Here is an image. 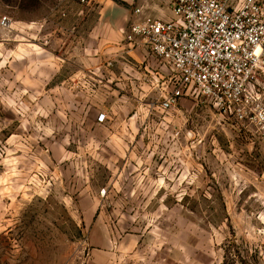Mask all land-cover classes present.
<instances>
[{
  "label": "rangeland",
  "instance_id": "rangeland-1",
  "mask_svg": "<svg viewBox=\"0 0 264 264\" xmlns=\"http://www.w3.org/2000/svg\"><path fill=\"white\" fill-rule=\"evenodd\" d=\"M135 8L0 0V264H264V132L67 63L73 15Z\"/></svg>",
  "mask_w": 264,
  "mask_h": 264
},
{
  "label": "built area",
  "instance_id": "built-area-1",
  "mask_svg": "<svg viewBox=\"0 0 264 264\" xmlns=\"http://www.w3.org/2000/svg\"><path fill=\"white\" fill-rule=\"evenodd\" d=\"M160 1L171 20L138 7L122 34L128 46L147 48L170 70L166 106L184 97L202 99L264 132V0ZM106 121L101 114L98 122Z\"/></svg>",
  "mask_w": 264,
  "mask_h": 264
},
{
  "label": "crops",
  "instance_id": "crops-1",
  "mask_svg": "<svg viewBox=\"0 0 264 264\" xmlns=\"http://www.w3.org/2000/svg\"><path fill=\"white\" fill-rule=\"evenodd\" d=\"M122 1L128 5L134 4L136 8L145 7L147 13L154 18L165 21L173 18L169 7L160 0ZM115 19L104 12L73 15L71 20L74 24L67 30L70 35V41L67 42L70 45L68 49L70 59L67 63H72L81 70L80 76L77 77L79 83L82 81L81 78L86 77L87 72H90L92 79L95 78L97 81V78L104 75V70H107L112 81H126L133 85L137 81L144 86V89L158 91L159 95L166 98V92L171 89L170 70L163 66L147 48L133 49L124 42L122 32L129 24L127 15L122 19ZM48 54L51 55L50 52ZM61 62L64 65L66 60ZM51 63H53L52 59L48 64ZM51 66L55 67V65Z\"/></svg>",
  "mask_w": 264,
  "mask_h": 264
}]
</instances>
